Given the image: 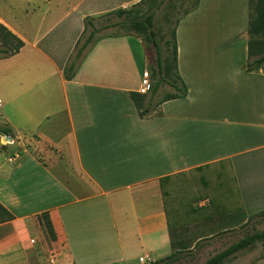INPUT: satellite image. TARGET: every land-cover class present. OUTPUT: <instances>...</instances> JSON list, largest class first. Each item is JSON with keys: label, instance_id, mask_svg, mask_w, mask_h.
Returning <instances> with one entry per match:
<instances>
[{"label": "crops", "instance_id": "crops-1", "mask_svg": "<svg viewBox=\"0 0 264 264\" xmlns=\"http://www.w3.org/2000/svg\"><path fill=\"white\" fill-rule=\"evenodd\" d=\"M138 1L0 0V22L24 41L0 59V125L13 133L0 135V203L14 216L0 223V264H44L53 249L66 264H148L216 233L193 239L194 228L235 229L264 210V67L245 68L249 0H198L180 17L187 95L148 116L130 97L147 67L139 37L100 39L64 78L84 18ZM214 172V198L192 200L205 214L174 234L161 179ZM231 186L234 224L210 209L236 213Z\"/></svg>", "mask_w": 264, "mask_h": 264}, {"label": "trees", "instance_id": "trees-1", "mask_svg": "<svg viewBox=\"0 0 264 264\" xmlns=\"http://www.w3.org/2000/svg\"><path fill=\"white\" fill-rule=\"evenodd\" d=\"M146 0H140L127 7H119L99 15H88L84 18V30L78 38L74 50L72 51L63 70L64 78L70 80L76 74L81 62L86 57L90 49L102 38L133 35L141 37L146 34L150 38L155 48L156 68L154 70L156 78H153L149 93L142 94L138 91H130V97L133 100L138 113L141 117L152 114L164 101L185 97L187 95V85L179 75L178 71V46L176 39V28L180 17L178 18L169 38L166 39V52L163 53L161 45L157 41L156 32L153 29V13H147L140 17L134 13V8L141 5ZM198 4V0L194 6ZM186 10L182 15L186 14ZM137 33V35L132 31ZM256 32H262L264 36V0H249V60L247 61L246 70H257L264 67V37L262 40L252 39ZM143 41V40H142ZM24 41L12 32L8 27L0 22V59L10 57L20 51ZM169 86L170 89L161 93V88ZM160 112L158 111L157 114ZM0 133L7 136H13L10 127L0 125ZM4 148L0 146V149ZM213 176V175H212ZM209 174L198 173L191 174L185 178L180 175L171 177L167 176L161 179V187L164 197L172 193L178 207L191 205L196 196L204 198L211 195V188L214 180L221 179L220 173L214 172L212 177ZM172 181L167 190V182ZM198 194V195H196ZM199 198V197H198ZM264 216V210L255 212L250 215L243 226L252 223L255 218ZM43 223L48 231L50 240H56L57 236L52 222L47 214H43ZM14 218L13 214L0 203V223ZM257 242L264 244V229L257 230L242 237L240 240L232 243L222 251L210 256L204 262H195L192 264H224L235 253L251 249ZM198 244V243H197ZM185 252L176 250L171 255L150 262V264H173L177 262ZM119 264V263H113Z\"/></svg>", "mask_w": 264, "mask_h": 264}, {"label": "rangeland", "instance_id": "rangeland-1", "mask_svg": "<svg viewBox=\"0 0 264 264\" xmlns=\"http://www.w3.org/2000/svg\"><path fill=\"white\" fill-rule=\"evenodd\" d=\"M197 0H146L141 5L134 8V13L140 17H143L147 13H153V22L154 26L153 29L156 32V38L159 44L161 45L163 53L166 52V39L170 37L171 32L180 16L188 10L189 8L193 7L196 4ZM134 32V30H132ZM136 35L137 33L134 32ZM262 32H256L252 35V39L255 40H262L263 39ZM140 39L143 40L145 49H146V57H147V67L146 69L150 73V79L151 81L153 78H156L155 75V68H156V54H155V48L152 40L150 38H146V34H142ZM169 86H165L161 88V93L166 92L169 90ZM4 143H7L6 138L4 136L1 138ZM210 172V171H208ZM207 173V172H206ZM230 188V187H228ZM167 190L169 191V186H167ZM214 198V196H213ZM212 198V199H213ZM228 202L233 204L234 211L233 212H224L220 211L223 209H231V207H218L221 209H214L216 206H211L213 208V212H211L212 218H221L226 219V222L228 224H234L232 221L233 218H237L241 214V208H240V202L237 196V192L234 189V187L228 189ZM166 204L168 208V213L170 217V224L172 227V232L174 234L177 233L178 226H185L188 224H193L199 220V217H201L200 214H205L203 212H197L195 209L191 208V205L187 206H180L178 207V204L176 200L174 199L172 193H168ZM208 218L211 216H207ZM227 217V218H226ZM40 222L42 223V228L44 230L45 238L46 240L51 243L50 237L48 234V231L44 227L43 220L44 218L40 216ZM235 220V219H234ZM195 221V222H194ZM264 229V216L257 217L252 223H249L245 226H238L235 229H226L221 231H215L216 229H212L210 227H204L203 229H193L191 235L193 234V239L199 237L202 234L208 235L209 233L215 234L208 236L202 240L200 245L197 248H194L191 250L192 252H189V254L182 256L177 262L173 264H192L195 262H204L206 261L211 255L222 251L232 243L240 240L245 235L255 232L257 230H263ZM200 239V238H199ZM198 239V240H199ZM52 248L53 246L50 245ZM262 257H264V244L261 242H257L255 246L251 249H245L242 251H239L236 256L231 257L229 260L225 262V264H257L263 262V260H260Z\"/></svg>", "mask_w": 264, "mask_h": 264}, {"label": "built area", "instance_id": "built-area-1", "mask_svg": "<svg viewBox=\"0 0 264 264\" xmlns=\"http://www.w3.org/2000/svg\"><path fill=\"white\" fill-rule=\"evenodd\" d=\"M151 85H152V81L150 79V73L147 69H145L142 72L139 92L142 94L149 93V91L151 89ZM4 137H6V136H4ZM6 138H8V137H6ZM7 143H9V142H7ZM32 242H35V240L32 239ZM44 264H66V263L60 262L59 257H58V253L56 252V250L53 249V250H50L49 253L47 254ZM148 264H150V263H148Z\"/></svg>", "mask_w": 264, "mask_h": 264}, {"label": "water", "instance_id": "water-1", "mask_svg": "<svg viewBox=\"0 0 264 264\" xmlns=\"http://www.w3.org/2000/svg\"><path fill=\"white\" fill-rule=\"evenodd\" d=\"M0 135H2V136H6V137L10 138L9 136H7V135H4L3 133H0Z\"/></svg>", "mask_w": 264, "mask_h": 264}]
</instances>
